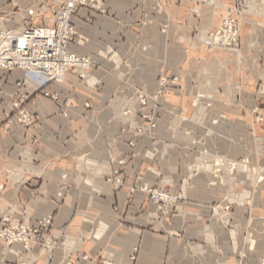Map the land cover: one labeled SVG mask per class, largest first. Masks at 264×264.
<instances>
[{
	"label": "crops",
	"instance_id": "crops-1",
	"mask_svg": "<svg viewBox=\"0 0 264 264\" xmlns=\"http://www.w3.org/2000/svg\"><path fill=\"white\" fill-rule=\"evenodd\" d=\"M104 1L112 14L96 13L93 24L75 18L80 39L70 46L73 52L93 55L98 63L84 79L69 73L64 82L49 86L73 100L69 116L61 114L59 103L36 95L26 102L37 116L35 125L25 127L15 120L7 130L2 125L10 98L0 96V185L7 184L0 195V212L14 204L16 219L54 213L55 229L67 232L54 264H62L63 254L76 255L77 249L89 255L80 264H99V259L115 264H259L264 256L263 191L253 192L238 182L232 188L223 183L211 186V167L185 180L199 152L186 153L175 141L181 134L175 138L165 126L177 120L172 107L192 108L196 93L223 88L209 83L214 75L211 50L191 44L194 24L200 21L207 31L213 0H200L196 7L192 0ZM157 1L164 4L163 11H157ZM181 22L188 25L184 31ZM144 45L148 48L141 49ZM128 71L133 85L121 86ZM176 75L180 81L169 85L158 101V110L170 113H161L153 135L136 138V155L121 169V183L109 181L110 158L130 154L128 142L135 139L120 134L128 122L121 110L138 105L131 100L137 87L153 95L162 76ZM21 77V70L0 69V85L5 88ZM139 184L170 185L180 200L159 211ZM230 195L235 208L215 211L214 205L229 202ZM248 230L256 241L254 248L246 242ZM3 249L0 240V262ZM18 256L14 245L8 261L14 263ZM29 256V264H35V256ZM44 263L42 258L38 264Z\"/></svg>",
	"mask_w": 264,
	"mask_h": 264
},
{
	"label": "rangeland",
	"instance_id": "rangeland-1",
	"mask_svg": "<svg viewBox=\"0 0 264 264\" xmlns=\"http://www.w3.org/2000/svg\"><path fill=\"white\" fill-rule=\"evenodd\" d=\"M69 1L0 0V27L2 26L9 30H20L32 24L54 26L57 12ZM187 1L189 3V0ZM213 2L214 6L210 12L211 23L208 25L207 31L205 32L200 21L194 24L192 26L194 38L191 39V44L194 47H205L211 50L213 57L211 61L214 63V67L211 68L210 66V69L213 70L214 75L211 73L212 77L209 79V83L211 85L214 84V88H216L217 84L223 86V88H221V91L213 89L208 92L196 93L191 100L192 108L188 105L172 107L171 113L176 115L177 120L174 123L169 120L165 126L173 137L175 136L176 138V134H181V139H174L178 141L179 147L181 146L187 151L186 153L199 152L197 159L190 162V171L187 173L188 177L186 176L185 180H190V177L199 174L200 170L203 171L211 167V176L208 177L211 186L223 183L224 185L228 184L232 188L234 183L238 182V185L246 183L250 187L248 189L253 192L257 193L262 190L263 193L261 195L264 198V0H213ZM190 3L191 6L196 7L201 4V1L192 0ZM104 4V0H87L84 4L80 2L76 4V11L71 17L72 25L76 32L75 40L72 43H76L77 39H80V33L76 28L74 19L78 18L88 24H93L96 13L111 15L112 13L105 9ZM163 5L161 1H157V11H163ZM34 12L36 13L34 16H29L27 19L23 17V20H19L25 13L32 14ZM229 23H232L231 27L228 25ZM180 25L181 31L188 27L184 22H181ZM167 27L168 25H165L163 30L166 31ZM223 39L236 40L230 41L229 45H224ZM140 47L141 49H147L148 45ZM75 53L89 55L95 59L91 54H82L77 51ZM95 61L96 63L86 71L83 78L73 71H69V73L84 79L98 63L96 59ZM124 65L129 69L131 68L129 61H125ZM67 75L64 81L67 79ZM121 78V86L133 85L131 71L125 73ZM140 79L142 78L140 77ZM180 79V75L172 77L162 76L158 82L157 92L153 95H149L138 87L136 88L131 100L136 99L138 105L121 110V115L127 117L128 122L121 129L120 134H132L135 137V139L128 142L132 151L123 157L112 156L110 158V162L113 165V176L108 178L109 181L113 180L116 184L121 183L122 179L119 178L122 174L121 169L124 165L130 163L132 157L136 155L134 151L137 143L136 138L153 135L159 126V119L162 114L167 117V114L170 113V111L165 112L163 109L158 110L159 97L166 95L168 86L179 82ZM162 81H165L166 85L162 93L159 94V85ZM51 84L45 88L51 96L37 93L29 88L24 83L23 76L9 88H5L6 84L0 85V96H8L11 105L4 110L5 120L2 126L8 130L15 120L25 127L35 125L37 116L29 111L26 102H33L36 95H43L59 103L61 114L64 117L69 116L73 110V100L70 97L62 98L59 92L49 90ZM140 94L146 95V101H141ZM23 97L25 99H22ZM62 100L64 101L62 102ZM150 100L153 103H150ZM15 103H20V110L15 107ZM221 103H224V105L222 106ZM21 110L33 117L31 123L22 120ZM151 117L155 122H151ZM7 182L9 183V180ZM141 185L145 184H139L138 187L140 188ZM149 187L153 190H164L177 197L175 201L161 202L155 201L152 194L147 192L150 201L159 211H163L166 207H174L180 200L179 193L173 190L170 185L157 184ZM6 190L7 184H1L0 195H3ZM247 195L249 196V192ZM224 197L228 198V195L225 194ZM229 199V202L224 205L216 203L214 205L215 211H232L235 208V202H233L231 195ZM252 206L253 202L248 204V207L251 208H248L249 212L252 210ZM17 209L18 205L13 204L7 210L0 212V234L7 227L24 226L27 223L35 226L40 219H46L51 216V223L38 234V238L46 241L51 237V240L58 245L54 248L52 261H50L48 258L51 254L43 253L41 246L24 252L22 246L14 244L18 246L19 256L14 263H10L8 255L14 245H8L7 241L0 237V240L4 241L3 257L0 264H29L31 262L29 255L35 256V264H38L42 258L45 261L44 264H54L55 251L59 245L63 248L67 236L66 230L55 229L54 213L35 220L26 215H23L21 219H16ZM250 223H253L252 220ZM246 240L249 247L254 248L256 241L253 240L252 231H247ZM260 244L262 249H264V237L260 240ZM80 255L87 256L88 254L78 249L76 255L63 254L62 264H66L65 258L67 256H71L75 264H80L82 260ZM88 259L89 255L86 260ZM105 260L110 261L108 259H99L98 263L101 264V261ZM32 264H34V261ZM259 264H264V256L259 260Z\"/></svg>",
	"mask_w": 264,
	"mask_h": 264
},
{
	"label": "built area",
	"instance_id": "built-area-1",
	"mask_svg": "<svg viewBox=\"0 0 264 264\" xmlns=\"http://www.w3.org/2000/svg\"><path fill=\"white\" fill-rule=\"evenodd\" d=\"M84 4L87 0H70L56 15L54 26L32 24L20 30H9L0 27V69L21 70L23 81L27 86L37 93L51 96L45 88L53 82L64 81L69 71L75 72L83 78L87 70L95 63V59L89 55H79L70 48L75 40L76 32L72 25V15L76 11V4ZM36 13H25V19L34 16ZM230 27L232 23L228 24ZM236 39H223L224 45H229L230 41ZM165 81L159 85V94L165 88ZM54 97V96H53ZM55 98V97H54ZM22 99H25L24 97ZM141 101H146V95L140 94ZM19 110L20 103H15ZM23 121L31 123L33 117L24 110L20 111ZM154 119L151 117V122ZM155 122V121H154ZM120 162V161H118ZM118 172V171H117ZM142 191L151 193L155 201L171 202L177 197L164 190L152 189L148 185H141ZM51 223V216L40 219L37 225L29 223L24 226H14L5 228L0 237L7 241V244H18L22 246L24 252L42 247L43 253H50L49 260L52 261L54 248L58 245L48 238L43 241L38 238V234ZM52 241V242H51ZM53 243V244H52ZM82 260H86L88 255H80ZM134 258V256H133ZM80 259V258H79ZM80 259V260H81ZM66 264H75L71 256L65 258ZM101 264H113L110 261H101Z\"/></svg>",
	"mask_w": 264,
	"mask_h": 264
}]
</instances>
